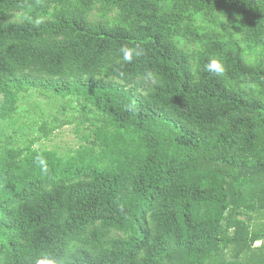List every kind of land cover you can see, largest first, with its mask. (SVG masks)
<instances>
[{
    "label": "trees",
    "instance_id": "trees-1",
    "mask_svg": "<svg viewBox=\"0 0 264 264\" xmlns=\"http://www.w3.org/2000/svg\"><path fill=\"white\" fill-rule=\"evenodd\" d=\"M26 92L90 144L44 147L72 121L16 124ZM49 262L264 264V0H0V264Z\"/></svg>",
    "mask_w": 264,
    "mask_h": 264
},
{
    "label": "rangeland",
    "instance_id": "rangeland-1",
    "mask_svg": "<svg viewBox=\"0 0 264 264\" xmlns=\"http://www.w3.org/2000/svg\"><path fill=\"white\" fill-rule=\"evenodd\" d=\"M13 17H15V15H13ZM62 105L66 108L63 111L64 113L60 114L58 107L60 109ZM81 107L85 110V105L80 99H62L55 96L48 98L39 96L37 93L26 92L22 95L19 103L18 112L16 114V124H28L29 126L36 128L42 119L49 120L51 115H58L60 118H70L72 121L71 123L65 124L54 131L50 140L42 141L44 147L49 149L55 148L58 153L66 154L81 145L87 143L90 144L89 141L81 138V135L87 133L88 129L85 127H79L76 121L77 119H80L78 112ZM89 115L92 116L91 114ZM4 128L5 131L11 134L14 138H18V140L24 138L21 135L20 130H18V133H13V130L10 127L4 126ZM31 134L37 135V132L34 131ZM26 136L30 137V133H28V135L26 134Z\"/></svg>",
    "mask_w": 264,
    "mask_h": 264
},
{
    "label": "clouds",
    "instance_id": "clouds-1",
    "mask_svg": "<svg viewBox=\"0 0 264 264\" xmlns=\"http://www.w3.org/2000/svg\"><path fill=\"white\" fill-rule=\"evenodd\" d=\"M120 52L122 54V58L125 63H130L132 62L133 59H138L147 54L145 49H143L139 44L135 45L134 47H128L127 45H124L120 48ZM207 69L216 76H223L227 71L223 65V62L217 58H212L209 61ZM118 74L120 75L121 78H124L125 76V73H123L122 71L119 72ZM147 75L150 79L155 81L154 73L149 72ZM126 110H130L132 112L138 111L136 102L132 101L130 105L126 106ZM44 170L46 171V169ZM49 264H52V262H49Z\"/></svg>",
    "mask_w": 264,
    "mask_h": 264
}]
</instances>
